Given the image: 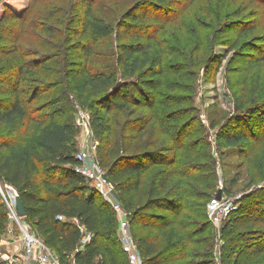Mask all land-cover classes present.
<instances>
[{"label": "rangeland", "instance_id": "rangeland-1", "mask_svg": "<svg viewBox=\"0 0 264 264\" xmlns=\"http://www.w3.org/2000/svg\"><path fill=\"white\" fill-rule=\"evenodd\" d=\"M91 1L95 13L114 31L98 39L95 52L86 60L79 48V20L86 10L81 0H0V75L11 69L12 59L15 67L21 63L18 53L5 50L18 45L31 51L27 60L37 59L41 67L36 71L27 66L23 71L19 85L26 107L42 109L37 116L51 114L62 122H73L78 150L83 144L90 146L91 160L109 170L125 158L150 155L143 160L146 189L169 156H178L179 169L182 161L191 163L190 176L183 180L185 208L178 215L179 221L191 224V241L165 254L170 264L263 263L264 193L243 204L241 200L264 187V0H169L134 24L132 34H125L122 41L149 39L163 51L162 84L148 106L146 101H135L132 84L145 67L125 77L119 74L117 84L129 87L133 99L122 109L106 112L108 132L96 131L94 117L103 110L95 105L92 94L79 98L78 74L85 64L92 71L107 73L116 66L118 25L130 10H136V2ZM6 87L0 81V96ZM37 87L42 94L31 99ZM82 110L90 114L89 126L81 124ZM239 116L249 124L252 135L249 142L229 146L218 138L219 129ZM178 141L180 148L175 152L171 148ZM179 169L176 166L175 172ZM179 178L178 172L164 194ZM219 190L239 200L242 208L217 226L210 220L209 207ZM0 191L3 198V193L13 197L15 188L0 180ZM113 197L120 201L117 191ZM20 221L34 230L25 218ZM9 227L13 230L10 237ZM131 227L138 236L153 232L141 223ZM7 233L3 240L13 245L19 234L16 221L8 225ZM169 237L164 238L166 242ZM5 246L0 245V256ZM0 264L6 263L1 260Z\"/></svg>", "mask_w": 264, "mask_h": 264}, {"label": "trees", "instance_id": "trees-1", "mask_svg": "<svg viewBox=\"0 0 264 264\" xmlns=\"http://www.w3.org/2000/svg\"><path fill=\"white\" fill-rule=\"evenodd\" d=\"M81 1L86 10L84 18L79 20L82 35L79 48L87 60L95 52L98 39L110 35L114 27L95 13L91 0ZM135 2L136 10H142V13L138 15L136 10H130L127 19L118 25L120 43L116 66L107 73L92 71L85 64L78 74L81 76L76 86L79 98L92 94L95 105L103 110L102 114L94 117L98 132L110 130V119L106 112L109 113L113 108L122 109L133 99L129 87H125L123 83L115 89L119 74L125 77L135 73L140 67H145L132 83L136 89V102L153 100L154 90L162 84L161 76L165 71L163 51L154 48L149 39L133 38L126 42L122 39L125 34H132L134 24L162 9L169 0ZM2 39L0 34V40ZM4 52L18 53L21 63L15 67V58L12 59L11 69L0 75V81L7 86L5 94L0 96V180L17 190L27 210V215L23 218L33 226L34 232L44 238L63 264L71 259L76 264H128L118 234L116 212L110 202L74 170L78 152L74 140L76 125L71 121L57 120L51 114L37 116V112H42V109H30L25 105L20 79L27 66L38 71L40 61H28L26 56L32 52H25L18 45ZM35 89L31 99L39 98L42 94V91H38L39 87ZM145 104L152 105L148 102ZM22 123L25 124L23 128ZM250 128L239 116L233 124L226 123L219 129L218 138L225 139L227 145L235 147L250 141ZM179 148L180 141L171 149L177 152ZM149 156L144 154L125 158L115 163L110 170L102 166L115 183L122 205L130 213L131 226L132 223H141L144 228H153V232L134 235L142 263L170 264L165 254L170 249L183 247L191 241V224L182 219L179 221L178 216L182 208H185L187 189L183 180L190 176L188 167L191 163L182 161L179 169L178 156H169L146 189L143 160H147ZM176 166L180 178L164 194L170 180L178 173L175 172ZM259 193H264V187L246 194L241 200L242 204L257 197ZM166 212L175 215L171 217ZM10 222V213L0 191V243ZM82 227L92 234L91 241L83 248L80 247L84 236ZM224 230L227 231V227ZM168 234L170 237L166 242L164 238ZM163 243L165 245L161 248Z\"/></svg>", "mask_w": 264, "mask_h": 264}, {"label": "built area", "instance_id": "built-area-1", "mask_svg": "<svg viewBox=\"0 0 264 264\" xmlns=\"http://www.w3.org/2000/svg\"><path fill=\"white\" fill-rule=\"evenodd\" d=\"M90 114L88 111L81 112V124L89 126ZM84 146L78 150L76 154L77 163L74 170L80 174L93 188L98 190L102 196L110 202L112 208L117 214L119 226L118 234L122 242V248L127 255L128 264H143L140 254L138 242L131 228L130 213L124 208L121 201L114 200L116 185L109 176L107 170L102 164L91 160L92 151L90 146ZM4 194V201L10 213L11 224L16 221L19 228V234L16 235V241L13 245L17 246L14 249L10 243L11 250L8 260L9 264H63V261L55 253V251L45 242L44 238L38 235L26 225L21 223V218L18 215L16 207V196L18 195L15 189L13 197ZM240 209V201L230 199L223 196L222 199H214L209 207L210 220L217 226L223 222L235 211ZM13 230L9 227V232ZM84 236L81 240L80 247L83 248L92 239V234L87 232L82 227ZM67 264H76L73 259Z\"/></svg>", "mask_w": 264, "mask_h": 264}, {"label": "water", "instance_id": "water-1", "mask_svg": "<svg viewBox=\"0 0 264 264\" xmlns=\"http://www.w3.org/2000/svg\"><path fill=\"white\" fill-rule=\"evenodd\" d=\"M121 83H118L116 86H115V89H118L120 87ZM223 197V193H222V190H219L217 196H216V199H222ZM16 207H17V211H18V215L20 217H25L27 215V210H26V207H25V204H24V201L22 199V197L18 194L16 196Z\"/></svg>", "mask_w": 264, "mask_h": 264}, {"label": "crops", "instance_id": "crops-1", "mask_svg": "<svg viewBox=\"0 0 264 264\" xmlns=\"http://www.w3.org/2000/svg\"><path fill=\"white\" fill-rule=\"evenodd\" d=\"M7 235H8V233H7ZM6 235V236H7ZM5 236V237H6ZM11 236V233H9V237ZM9 243H11L10 241H8L7 239H5V240H2V242L0 243V245L1 244H4V245H6L5 246V248H6V251H2V256H0V261L2 260V261H4L6 264H9V260H8V257H9V255H10V253H13L12 251H14V250H11V247H10V244Z\"/></svg>", "mask_w": 264, "mask_h": 264}]
</instances>
